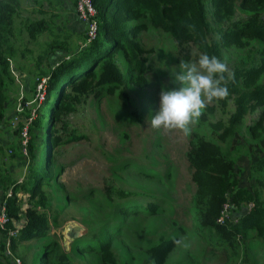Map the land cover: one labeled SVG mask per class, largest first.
<instances>
[{
    "label": "trees",
    "instance_id": "obj_1",
    "mask_svg": "<svg viewBox=\"0 0 264 264\" xmlns=\"http://www.w3.org/2000/svg\"><path fill=\"white\" fill-rule=\"evenodd\" d=\"M15 2L0 0V121L9 113L8 92L17 86L11 60L17 52L14 40L22 39V30H18L19 36L16 37L14 24L18 7ZM93 4L97 9L96 37L89 39L84 33L80 45L75 46L60 42L54 35L53 42L43 46L35 69L30 71L37 82L45 79L47 87L45 104L39 109L40 116L31 125V129L43 128V160L42 164L36 161L22 181L5 175L0 168V205L5 203L10 219L8 228L15 229V222L26 219L18 236L12 238L13 251L18 242L37 240L41 242L37 256L44 259L43 264H121L113 245L117 239L139 248L136 251H141L144 256L140 264H168L170 255L181 242L180 233L185 230L178 221L171 222V233L164 232L161 226L162 231L154 236L158 228L151 230V224L162 219L168 200L157 197L142 202L133 198L129 190L115 189L112 183L104 194L106 203L98 214L97 226L84 237L75 236L64 248L59 240L49 235L50 220L52 217L53 223L58 225V209L65 208L61 203L74 196H58L60 204L53 208L52 198L44 189L45 186L52 187L51 181L62 170L55 152L64 142L61 131L66 128V116L75 113L91 98L100 115L97 108L99 98L118 96L126 101L129 99L126 88L144 89L148 86L147 56L152 51L142 46L139 37L153 29L168 34L181 51L193 45L201 53L218 58H222L227 47L243 53L239 55L240 65L223 73L222 83L227 86L228 95L212 101L223 111L231 101L234 103L235 110L230 114L228 124L223 121L212 124L218 137L191 133L187 158L196 184L191 212L196 220L194 233L199 239L208 240L206 254H227L229 259H240L239 264H264V259L261 263L256 252L259 245H263L264 253V202L256 192L241 185L236 161L219 144L237 132H246L251 140L264 135V0H93ZM24 23L30 41L38 42L45 32L51 33L42 18ZM55 48L64 51L62 57L55 65L43 69V61L51 59ZM24 50L30 49L25 47ZM37 82L33 85L34 93ZM207 109L214 112L215 107ZM259 110L258 119L246 125L247 116ZM23 111L30 115V110L25 108ZM22 130L23 125L19 124L15 132L20 134ZM82 137L73 132L66 141L73 142ZM11 147L12 157L21 156L14 145ZM29 147L32 151V141ZM129 161L115 159L112 175L119 177L124 167H130ZM252 171L258 174L256 182L264 186V156L254 162ZM157 177L168 178L170 173ZM9 190L12 196L8 197ZM53 190H56L54 185ZM20 193L28 196L26 211L18 196ZM227 203L232 204L235 215L219 222ZM106 206H111L109 214ZM247 206L252 207L243 212ZM82 209L86 213L92 211L90 207ZM6 237L7 232L0 231V264H15L5 254ZM21 263L24 264L22 260Z\"/></svg>",
    "mask_w": 264,
    "mask_h": 264
},
{
    "label": "rangeland",
    "instance_id": "obj_2",
    "mask_svg": "<svg viewBox=\"0 0 264 264\" xmlns=\"http://www.w3.org/2000/svg\"><path fill=\"white\" fill-rule=\"evenodd\" d=\"M62 2L63 0H18L15 2L19 10L14 24L15 36H19L18 30L21 29L22 39L16 38L13 43L16 44L17 52L11 60V69L16 76L17 86L14 91L8 92L9 113L5 120L0 121V145L3 147L0 151V168L5 175L20 181L29 172L30 167L35 166L36 161L39 160L42 164L43 160V128L40 126L31 129V125L40 116L39 109L45 104L47 87L45 79L40 83L37 82V78L30 71L35 69L36 60L39 54L43 53L41 49L44 43L54 40L50 32H45L39 37L38 42L30 41L24 29V22L41 18L43 9L48 7L49 10V7H52L50 9L52 12H44V15L48 20L54 21V34L58 36L60 42L80 45L79 42L86 33L87 24L76 14L83 26L72 30L71 20L66 11H63ZM57 9H60L59 12ZM50 14L55 17L51 18ZM139 38L142 46L152 51L147 56L148 86L144 89H130L131 86L126 88L125 92L129 95L126 101L118 96L99 98L97 108L100 115L91 98L90 102L64 118L67 122L66 128L61 131L64 142L55 152L62 170L57 178L51 181L52 187L45 186L44 189L49 192V198H52L53 208H57L60 204L58 196L71 194L74 197H71L68 202L61 203L65 205V208L58 209V225L53 223L51 217L49 235L59 240L61 246L66 248L75 236L84 237L90 229L94 230L98 223V214L106 203L104 197L106 189L113 183L115 189L129 190L133 198L142 202L157 197L168 200L162 219L158 218L151 224V230L158 228L154 236L162 231L161 226L164 232L171 233L169 226L171 222H179L180 225L185 226L184 232L180 233L181 242L170 255L168 264H239L240 259H229L227 254L217 256L206 254L204 250L207 248L208 240L199 239L194 233L196 220L191 208L194 203L196 184L193 182V170L187 158L191 133L218 137L217 129L213 128L212 124L216 121L228 124L229 116L235 110L234 103L231 101L225 111L213 102L208 103L201 115L188 126L187 132L175 128H152L147 118L150 110L154 111L158 107L161 87H179L172 81L171 70L176 71L181 60L194 63L203 53L193 45H189L186 51L179 50L176 42L160 30L145 31ZM51 42L53 41L49 43ZM25 47L30 50H24ZM55 50L50 60L43 61V69H47L50 64L55 65L58 58L62 57L64 51H57L56 48ZM241 54L243 53L227 47L223 50L222 58H217L225 63L226 71L231 72L235 66L240 65L239 55ZM35 81L37 83L34 93ZM24 101L25 104H23ZM212 106L215 107L214 112L207 109ZM25 108L30 110L29 116L23 113ZM260 113L261 110L247 116L246 125L258 119ZM19 124L23 125L20 134L15 132ZM73 132L84 137L67 142V138ZM121 132H123V138ZM31 141L32 151L29 147ZM219 144L227 155L236 161L241 185L256 192L260 200L264 202V186L256 182L258 174H253L252 171L254 162L264 156V135L259 139L251 140L246 132H237L225 142L219 141ZM12 145L21 152V156L12 157L10 151ZM115 159L119 162L130 160L131 163L130 167H124L123 171L119 172V177L112 175L111 168L115 164ZM168 172L170 173L168 178L157 177V175L164 176ZM9 193L12 196L11 190L8 191ZM0 196H2L1 190ZM18 196L23 202V210L26 211L29 206L28 196L23 193ZM83 207H90L92 211L86 213ZM110 207L106 206L108 214L111 212ZM249 209L250 206H247L243 212ZM223 215L224 219L233 218L235 213L232 212L231 203L225 204ZM25 222L24 218L15 222L14 228L20 230ZM133 229L134 225H132ZM40 244L41 242L37 240L18 242L14 250L15 257L20 258L24 264H43L44 259L37 256ZM113 245L118 252L121 264H140L141 260H144L141 251H136L139 248L131 243L116 239ZM262 247L263 245H259L256 250L261 263L264 259Z\"/></svg>",
    "mask_w": 264,
    "mask_h": 264
},
{
    "label": "clouds",
    "instance_id": "obj_3",
    "mask_svg": "<svg viewBox=\"0 0 264 264\" xmlns=\"http://www.w3.org/2000/svg\"><path fill=\"white\" fill-rule=\"evenodd\" d=\"M170 72L179 87L162 86L158 107L150 110L148 124L154 128H175L185 132L207 104L228 95L222 83L226 65L216 56L202 54L193 62H181Z\"/></svg>",
    "mask_w": 264,
    "mask_h": 264
},
{
    "label": "built area",
    "instance_id": "obj_4",
    "mask_svg": "<svg viewBox=\"0 0 264 264\" xmlns=\"http://www.w3.org/2000/svg\"><path fill=\"white\" fill-rule=\"evenodd\" d=\"M76 14L78 18L87 24L86 33L89 39H94L97 35L98 21H97V9L93 4V0H76ZM9 193L7 196L9 197ZM252 206H250L251 208ZM224 215L219 219V222H223ZM10 222L9 216L6 211L5 203L0 205V231L7 232V237L5 240V254L7 257L12 259L15 264H22L20 258L15 257L14 251L12 249V238L18 236L19 230L9 229L8 224Z\"/></svg>",
    "mask_w": 264,
    "mask_h": 264
},
{
    "label": "crops",
    "instance_id": "obj_5",
    "mask_svg": "<svg viewBox=\"0 0 264 264\" xmlns=\"http://www.w3.org/2000/svg\"><path fill=\"white\" fill-rule=\"evenodd\" d=\"M18 0H16L17 2ZM75 3H76V0H63L62 2V5H63V8L64 10L63 11H66V13L69 15L68 18L69 20H71V28L72 30L73 29H76V28H80L81 26H83L77 19V16H76V8H75ZM18 7V6H17ZM47 8V9H46ZM45 9H43V12H42V19L46 20L47 22V28L51 30V35H53L52 37L54 38V26H55V23L53 20H48L45 15H44V12L48 13L49 12H52L50 11V9L52 7H49L50 9L48 10V7H46ZM18 10V8H17ZM60 10V9H59ZM59 10L57 9V11L59 12ZM19 12V10H18ZM58 14V13H57ZM62 14L65 15V13L62 12ZM52 17L51 18H54L55 16H53V14H50ZM66 16V15H65ZM45 34V33H44ZM81 40V39H80ZM50 41H53L52 39ZM50 41H47L44 43L43 46L46 45V43H49Z\"/></svg>",
    "mask_w": 264,
    "mask_h": 264
}]
</instances>
